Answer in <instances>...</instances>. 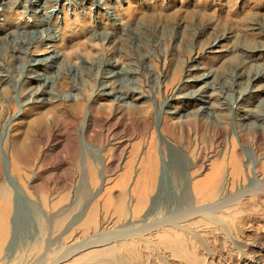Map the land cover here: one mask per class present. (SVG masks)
<instances>
[{
    "label": "rangeland",
    "instance_id": "obj_1",
    "mask_svg": "<svg viewBox=\"0 0 264 264\" xmlns=\"http://www.w3.org/2000/svg\"><path fill=\"white\" fill-rule=\"evenodd\" d=\"M161 122L179 129L162 134ZM248 132L264 139V0H0V264H264V189L246 191L264 179L253 172L264 145L244 148L243 175L224 169L215 206L192 187ZM148 134L157 180L138 203ZM200 208L204 217L187 218ZM122 229L141 235L134 256L79 259L98 245L56 263Z\"/></svg>",
    "mask_w": 264,
    "mask_h": 264
},
{
    "label": "bare ground",
    "instance_id": "obj_2",
    "mask_svg": "<svg viewBox=\"0 0 264 264\" xmlns=\"http://www.w3.org/2000/svg\"><path fill=\"white\" fill-rule=\"evenodd\" d=\"M45 14L46 13H44V15ZM42 23H43V21L39 22L37 24V28L41 27ZM40 36H41V38H40V40H38V42H40V44H44L46 37H43L42 35H40ZM58 58H60V56H58V57H57V55H53L52 56V59H56L57 60ZM107 65H108L107 69L105 68V70H104L106 76H104L102 79L105 80V78H109V79H107V81H110V79L112 80L114 78V76L116 75L114 73L117 70L116 69L117 66H115L114 63H107ZM77 110H79V108L78 107H74V108H72L69 111V113H65L64 117L67 120L68 124L73 121L72 118L76 117ZM148 118H149V116L148 117L143 116V118L141 119V122L139 121L140 123H138L139 124L138 126L141 129V133H143V131L146 132V133L149 132L148 130H149V126H150L151 122L148 121ZM196 119H193V121L190 120L187 123V126L189 127V129L197 131V137L199 136L200 138H203L202 124ZM42 120H43V118H39L37 123H39V125H40L42 123ZM52 125H53V127L56 126V124L53 123V122H52ZM185 127H186L185 125H182L183 131L187 134ZM169 128H171V131L173 133H176L177 129H179V125L178 124L177 125H174V124L172 125V124H169V123H166V122H161L160 132L162 134L165 131H167V130L169 131ZM214 129L215 130H213V131H215L219 135L218 137H220V138L224 137L225 134L227 133V132L225 133L226 130L223 127V125H221L220 123H217V122H216V128H214ZM81 130H82V128H81ZM247 134L249 135V138L244 137V135H243V137L242 136H238V141H239L240 148L236 149L235 144L232 143L231 148H230V150L228 152L224 150L220 154L218 160H216L214 162L212 161L213 162L212 165H211L212 167H210L209 172H207L202 178H200V179H198V180L193 182L192 187H193L194 191H197L199 193L198 195L200 196L202 202L203 201L204 202L205 201L206 202L211 201L212 199H214L216 197L215 192L219 191L220 189L227 188L225 186L226 182L224 183L223 182L224 180L222 179V174H223V171H224L225 168H227L228 170L230 168V171L228 173H229V175H232L234 179L236 177H239L240 175H243V173L246 171V168H247V167L244 168V164H242L243 161H244V160H242L243 157H244V156L242 157V155H244V153H243L244 148L250 147L251 149L254 148V150L255 149L257 150L261 146L264 145V139H263V136H262L263 133L261 134L260 132H250V134H249V132H248ZM67 136H68V141L70 143L69 144V147H70L69 150L72 153L76 149L75 145H76V142H77L76 134L74 132V129L70 130L68 128V135ZM149 136H151V137H149L150 139H148V141H147L148 149H147V151L145 153V159H144L143 163L141 164V168L139 170V174H138V176L136 178L135 185H134V190L137 193V202L138 203L143 202L145 200L147 193L149 192V190H151L155 186L154 184L156 183V180H157V165L158 164H157V159H156V156H155L154 150H153V143H155V142H153V140H154L153 134L152 135L150 134ZM144 139L147 140L146 138H144ZM139 142H140V140H139ZM249 142L252 143V146L246 145ZM12 154H13L12 156L15 157V158H21V156L23 154L22 148H20V146L18 145L17 142H15L14 145H13ZM247 164H248V162H247ZM258 167L259 168H257V166L254 167V171H253L254 172V176H256L255 175V173H257L256 170H258V169L260 170L261 168H264V161L259 162V166ZM14 168H16V167L14 166ZM250 173H251V170H250ZM258 175L260 177L263 176V172H262V174L257 173V176ZM254 176H253V178H255ZM221 184H222V186H221ZM251 189H264V179H261L260 182L254 180L253 181V185H251L248 189H246V191L251 190ZM8 193L9 192L7 191V189L4 186H2L0 188V200H1V203H0V241H2L7 235V222L5 220V217H6L7 213H8V211H9V194ZM244 198H245V196H244ZM220 200H221V198H219L216 201H211V203H213V204L215 203L216 204V203H219ZM227 202H229V201L226 200V203ZM229 203H227V204L229 205ZM232 203H234V202H232ZM215 204H214V206H215ZM117 206H118L117 207V212L119 214L122 213L123 208H122L121 204H118ZM212 206L213 205L211 204L210 207H212ZM212 208H214V207H212ZM217 208H218V206H217ZM202 211H203V208H200V209H198L197 212L189 215L187 218L192 219V218L197 216L196 214H198V215L201 214V216H203L202 215L203 213H201ZM187 218L185 220H187ZM92 219H93V213L90 215L88 221H92ZM163 235H165V234L163 233L162 236ZM175 235L177 236V234H174V236ZM140 237H141V235L136 234L134 231L126 230V229L115 231V233H113V234L98 235L95 238V240H93L92 242H85L84 244L80 245L78 248H75V249L71 250L68 254L60 256L56 260L57 261L56 263L61 262L62 260H66L68 258H72L74 256V254L76 252H78L77 251L78 249L80 251V250H83V249H87L89 247L93 248V246L97 247L98 245H100V246L103 245V247L102 248L98 247L99 249L96 248L93 252L83 253L80 256L79 259L90 258V256H92V255H93V257L91 259H95V257H98L99 254L108 255L109 253L114 254V253H117V252H120L122 254H126L128 256H134L135 255L134 254V252H135V244L137 243V240ZM110 243H112V244H110ZM105 245H107V246H105ZM177 247H179V246L177 245ZM177 247H175V249ZM180 249H182V246L179 248V250ZM95 261H102V260L96 259Z\"/></svg>",
    "mask_w": 264,
    "mask_h": 264
},
{
    "label": "water",
    "instance_id": "obj_3",
    "mask_svg": "<svg viewBox=\"0 0 264 264\" xmlns=\"http://www.w3.org/2000/svg\"><path fill=\"white\" fill-rule=\"evenodd\" d=\"M23 213H24V208H23V211H22V213H21V214H22V216H23Z\"/></svg>",
    "mask_w": 264,
    "mask_h": 264
}]
</instances>
